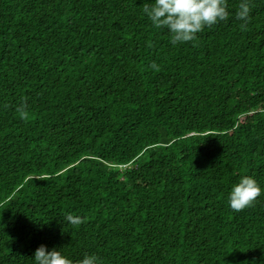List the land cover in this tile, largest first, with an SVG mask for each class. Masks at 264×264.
<instances>
[{"label":"trees","instance_id":"1","mask_svg":"<svg viewBox=\"0 0 264 264\" xmlns=\"http://www.w3.org/2000/svg\"><path fill=\"white\" fill-rule=\"evenodd\" d=\"M151 0H0V264H264V0L173 45ZM155 63L160 70L152 68ZM68 214L83 218L73 226Z\"/></svg>","mask_w":264,"mask_h":264},{"label":"clouds","instance_id":"2","mask_svg":"<svg viewBox=\"0 0 264 264\" xmlns=\"http://www.w3.org/2000/svg\"><path fill=\"white\" fill-rule=\"evenodd\" d=\"M144 14L156 29H167L171 43L178 45L193 41L205 27H211L229 17L226 0H151L143 8ZM251 16L250 0H241L236 12V19L241 27H246ZM152 68L159 71L157 64ZM264 195V188L253 176H242L229 193V206L235 212L251 207L257 198ZM73 226L83 223V218L68 214L65 218ZM33 259V264H71L70 259L59 249L49 251L46 245L40 246ZM79 264H100L95 254L85 255Z\"/></svg>","mask_w":264,"mask_h":264}]
</instances>
